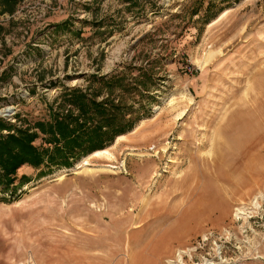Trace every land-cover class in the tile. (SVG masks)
<instances>
[{"label":"rangeland","instance_id":"rangeland-1","mask_svg":"<svg viewBox=\"0 0 264 264\" xmlns=\"http://www.w3.org/2000/svg\"><path fill=\"white\" fill-rule=\"evenodd\" d=\"M115 75L138 87L135 126L70 168L18 170L29 182L0 190V264H264V0L0 15L4 124L33 127Z\"/></svg>","mask_w":264,"mask_h":264},{"label":"trees","instance_id":"trees-1","mask_svg":"<svg viewBox=\"0 0 264 264\" xmlns=\"http://www.w3.org/2000/svg\"><path fill=\"white\" fill-rule=\"evenodd\" d=\"M22 1L0 0V15L13 14ZM127 82L124 75H115L96 79L99 88L90 93L77 88L66 90L56 109L49 110L48 118L33 127L15 128L0 120V190L13 187L17 180L19 185L28 183L25 175L18 177V170L25 165L34 169L70 168L132 130L135 109L127 100H134L138 87ZM102 90L108 96L99 101ZM114 90L122 93L117 103L110 97ZM38 139L40 145L35 144Z\"/></svg>","mask_w":264,"mask_h":264},{"label":"bare ground","instance_id":"bare-ground-1","mask_svg":"<svg viewBox=\"0 0 264 264\" xmlns=\"http://www.w3.org/2000/svg\"><path fill=\"white\" fill-rule=\"evenodd\" d=\"M102 153H105V151H98V152H95L93 155H98V154H102Z\"/></svg>","mask_w":264,"mask_h":264}]
</instances>
